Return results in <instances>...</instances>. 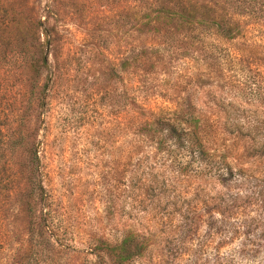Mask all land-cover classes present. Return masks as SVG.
I'll use <instances>...</instances> for the list:
<instances>
[{
	"label": "rangeland",
	"instance_id": "374dc122",
	"mask_svg": "<svg viewBox=\"0 0 264 264\" xmlns=\"http://www.w3.org/2000/svg\"><path fill=\"white\" fill-rule=\"evenodd\" d=\"M144 13L141 0H0V264H119L100 247L129 231L155 243L124 264H192L213 222L223 232L222 220L257 218L237 201L254 186L137 137L135 111L201 114L215 142L255 168L245 155L264 136V29L227 41L145 28ZM35 48L49 64L39 76ZM227 124L240 128L225 134ZM193 220L196 238L178 232ZM220 230L210 259L264 264V232Z\"/></svg>",
	"mask_w": 264,
	"mask_h": 264
},
{
	"label": "trees",
	"instance_id": "16d2710c",
	"mask_svg": "<svg viewBox=\"0 0 264 264\" xmlns=\"http://www.w3.org/2000/svg\"><path fill=\"white\" fill-rule=\"evenodd\" d=\"M141 1L145 11L142 23L145 28L149 29L162 27L166 31H170L171 28H184L227 41H234L242 37L251 27L264 29V0ZM38 50L35 48V54L30 60V70L35 76H39L49 65L48 58L42 54L39 55ZM135 112L139 113L138 125L140 127L136 133L137 137L151 140L160 149L175 144L179 146L178 149L184 155L187 154L192 161L198 162L202 171L217 172L219 177H225L227 182L238 184L244 190L251 185L255 187L254 196L246 199L238 198L237 201L252 204L258 208L257 218L249 219L244 216L243 220H239V223L234 225L231 220H222L221 225L225 228L223 232L220 228L217 230L215 227L218 222H213L209 226L208 238L200 244L199 248L195 249L192 255V264H236L232 257L222 256L220 253L210 259L205 251L208 243L213 239V234H218L219 230L222 235L225 232H230L234 239L241 236L250 238L255 235V232H264V136L260 140L252 139L250 150H253V153L247 152L245 155L257 161L258 165L254 168L246 166L243 161L244 155H240V152L235 148L220 146L215 142L211 132L212 126L201 114L184 112L178 116L177 113H157L148 105H143L141 112ZM233 127L240 128L233 124H227L224 133L226 134L228 131L233 133L230 130ZM243 129L248 131L249 136L259 132V129L251 126ZM237 131L239 132V130ZM258 189L261 192L257 196ZM28 210L33 211L31 206ZM201 226L202 223L193 220L187 226H179L178 232L188 231L196 238ZM262 236L264 237V235ZM154 241L153 235L141 236L135 231H129L121 243L112 245L105 242L100 248L110 260L124 264L135 257H143L155 243ZM226 244L227 242L223 241L218 247L223 248ZM246 258L252 262L259 259L260 254L248 255Z\"/></svg>",
	"mask_w": 264,
	"mask_h": 264
}]
</instances>
